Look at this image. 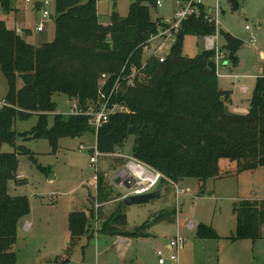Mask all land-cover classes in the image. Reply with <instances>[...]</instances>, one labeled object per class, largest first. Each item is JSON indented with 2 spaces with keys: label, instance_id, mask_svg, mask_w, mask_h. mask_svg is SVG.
I'll list each match as a JSON object with an SVG mask.
<instances>
[{
  "label": "trees",
  "instance_id": "trees-1",
  "mask_svg": "<svg viewBox=\"0 0 264 264\" xmlns=\"http://www.w3.org/2000/svg\"><path fill=\"white\" fill-rule=\"evenodd\" d=\"M156 1L134 0L127 17L114 12L109 26H103L99 22L98 0H54V39L38 46L0 20V69L8 85L4 98L8 106L0 108V264L17 263L19 224L31 212L26 197L11 196L8 190L11 180L22 182L17 176L18 154L1 149L6 143L15 145L16 121L37 114L38 124L23 136L47 140L55 149L62 138L95 133L88 117L82 116L56 114L49 126V116L57 110L53 97L62 94L87 107L98 101L103 74L109 76L106 90L110 92L125 66L141 63L144 46L164 25L161 19L151 18V8H158ZM229 1L237 10L238 2ZM0 3L4 14L13 12V0ZM217 34L216 26L207 23L203 16L184 21L167 60L160 63L150 59V78L124 89L122 97L114 100L124 103L129 111L111 116L99 129L97 150L103 155L116 154L129 137L135 136L132 157L161 173L165 178L162 185L177 184L185 178L202 182L225 178L229 174L221 173V159L236 162L239 173L264 167V76L256 79L252 109L247 115H237L228 107L230 93L219 87L216 50L203 51L193 58L184 55L186 37ZM30 35L27 31L26 37ZM219 36L224 40L222 49L229 54L227 62L238 67L237 54L243 41L222 29ZM21 153L28 151L21 148ZM96 192L92 201L106 202L117 195L101 173L97 174ZM123 205L122 201L103 223L102 234L145 236L140 231L148 229V224L133 232L125 230L127 216ZM234 212L238 221L236 239L262 236L264 200H243L236 203ZM89 222L85 212L70 214L71 245L88 232ZM198 236L210 239L216 233L201 225Z\"/></svg>",
  "mask_w": 264,
  "mask_h": 264
},
{
  "label": "rangeland",
  "instance_id": "rangeland-1",
  "mask_svg": "<svg viewBox=\"0 0 264 264\" xmlns=\"http://www.w3.org/2000/svg\"><path fill=\"white\" fill-rule=\"evenodd\" d=\"M19 1L13 0L14 10L9 14L12 16L10 28L15 24L13 17L17 13L16 8L21 6ZM175 1L163 0L160 8H151V18L169 22L177 8ZM233 1L239 4L237 10H234L229 0H219L218 23L220 29L243 41V47L237 54L239 66H225L220 60L217 62V73L219 76V73L226 72V76L231 77L223 79L227 83L223 85L231 86L232 83L245 87L256 80L252 77L264 76V0ZM133 2L98 0L100 24L109 26L114 12L122 18L127 17ZM204 3L206 7L218 8L215 0H204ZM0 20H3L2 14ZM22 21L18 18L21 24L18 27L21 30L19 34L29 43L38 46L54 39V20L45 23L46 31L39 34L34 31L40 22L38 13L29 12L28 22ZM24 26L32 30L33 34L26 37L28 29H21ZM253 35L257 37L254 45L250 43ZM223 44L224 40L218 36L216 48L219 51H224ZM203 51H206L205 37H186L185 56L193 58ZM224 53L228 59L229 54L226 51ZM234 76L240 77L239 80ZM21 86L19 81L18 87ZM7 90V81L0 69V102ZM237 97L244 103L246 110L238 109L237 115H247L251 108V94L238 92ZM53 100L57 110L49 116V126L53 124L54 115L69 114L73 104L72 100L62 94H56ZM38 122L37 114L27 120H17L14 125L17 132L15 145L6 143L1 148L4 153L18 154L17 176L22 182L11 180L8 185L9 194L26 197L31 207L29 216L19 224L15 245L16 264H160L156 252L162 253L165 264H264V227L258 239H236L238 221L234 212L236 203L243 200H264V167L239 173L236 162L221 159V173L229 174L225 178L209 179L206 182L185 178L177 184L167 182L163 185L165 189L160 199L132 206L123 203L127 232L136 231L143 224H148L149 228L140 231V234L146 233L145 236L118 240L116 236L102 234L101 230L103 223L121 205V195L125 194V190L118 187L119 193H115L117 195L112 200L99 201L102 206L98 210L95 209L96 200L92 201L91 198H96L95 179L98 173L105 176L108 186L113 185V172L120 166L125 167L128 162L120 155H132L136 137H129L123 148L118 150L119 156L116 153L99 157L96 169L91 163L92 155L97 150L96 133L91 131L81 138H62L55 149L47 140H33L23 136ZM21 148H25L28 153H21ZM178 190H185V193L178 194ZM74 211L85 212L90 222L88 232L77 244L71 245L69 217ZM201 225L213 228L216 237L199 238L198 229ZM178 235L186 243L180 251L178 262H172L169 260L171 252L167 246L169 240Z\"/></svg>",
  "mask_w": 264,
  "mask_h": 264
},
{
  "label": "built area",
  "instance_id": "built-area-1",
  "mask_svg": "<svg viewBox=\"0 0 264 264\" xmlns=\"http://www.w3.org/2000/svg\"><path fill=\"white\" fill-rule=\"evenodd\" d=\"M27 4L32 5L34 10L40 15V22L36 27V32H43L46 30L45 23L52 20L54 12V0H25ZM163 0H157L156 5L158 8L162 6ZM217 3V9L211 7H206L204 0H176V11L173 18L165 23L166 21L162 20L163 26H159V32L156 35H153L146 45L144 46V57L139 64H131L125 66L122 69L120 76L118 77L116 83L110 90L107 92L106 88L108 86L109 76L103 74L100 81L99 89V98L97 102H92L87 105V107H81L76 101L73 102L69 114L72 116H82L88 117L89 124L94 128L95 133L97 134L99 129L110 120V117L115 114L127 113L129 110L124 103L119 101L114 102L115 99H118L119 95L124 89H130L137 86L139 83L146 82L150 77L147 72V67L149 60L154 58L160 63H164L167 60V57L170 55L173 44L176 41V34L181 29V26L184 21L188 20L190 17L199 18L203 16L205 21L209 24L215 25L218 31L219 36V23H218V10H219V0H215ZM204 7V11H202ZM217 12H214V11ZM2 11L0 3V14ZM250 30L249 27L246 28ZM19 34L20 29L16 30ZM218 36L214 37H205V46L207 51L216 50V63L222 60V64L226 63L225 53L219 51V48H216ZM257 37L252 36L250 43L253 45L256 44ZM155 44V46H153ZM237 79L238 76H234ZM121 95V97H122ZM8 104L5 101L0 102V108L7 107ZM84 148L83 145L80 147ZM111 155V154H110ZM104 156L98 150L94 152L91 158L92 165L97 169V163L99 157ZM128 162L125 164L130 175H132L136 184L133 188L125 190V194L121 195V200L123 201L126 197L129 196H138L145 195L154 190H156L165 179L164 176L146 166L145 164L135 160L132 156L125 157ZM95 181L97 182V176ZM97 191V187H96ZM185 193V190L179 191L178 194ZM97 197V193H96ZM102 205L98 201H95V209L98 210ZM186 241L183 237L178 235L175 238L169 240L168 249L171 252L169 260L172 262H178L179 255L182 247L185 245ZM159 258L160 264H165L164 259L162 258L161 252L155 253Z\"/></svg>",
  "mask_w": 264,
  "mask_h": 264
},
{
  "label": "crops",
  "instance_id": "crops-1",
  "mask_svg": "<svg viewBox=\"0 0 264 264\" xmlns=\"http://www.w3.org/2000/svg\"><path fill=\"white\" fill-rule=\"evenodd\" d=\"M34 1H37V0H34ZM231 2V1H230ZM19 3L21 4V6H18L17 8H16V11H17V13H16V15L13 17V19L15 20V24H14V26H12V28H10L9 27V23H11L10 21H11V18H12V16L11 15H7V14H4L2 11H1V14H2V16H3V20L6 22V24H7V27L8 28H10V29H13V30H17L18 29V27H21L20 25L21 24H19L20 22H18V18L19 19H21V21H22V23H27L28 21H27V14L29 13V12H33V13H37L35 10H34V7H31L30 6V4H27L26 3V1L25 0H20L19 1ZM13 20V21H14ZM38 25V24H37ZM37 25L35 26V28H34V31L36 32V27H37ZM23 31H25L26 29H28L27 28V26H24V28L22 27L21 28ZM29 30L30 29H28V32H29ZM46 30H44L43 32H45ZM43 32H41V33H43ZM36 33H38L39 34V32H36ZM30 34L32 35L33 34V31L32 30H30ZM229 64L230 63H228V62H226V63H224L223 65H225V66H229ZM226 73V72H225ZM223 74V73H219V87L221 88V89H223L224 91H226V92H229L230 93V99H229V102H228V107L230 108V110L233 112V113H236L237 114V110L238 109H244L245 110V107H243V102L240 100V99H238V92H240V93H242V94H246V95H248V94H251V98H252V93H253V90H254V88H255V84H256V80H254V82H253V84H251V85H247V86H245V87H243V86H238V85H236V84H232L231 83V86H228V85H225V84H227V83H225L224 81H223V79H231V77H227L226 76V74ZM263 76V75H262ZM260 77V76H259ZM233 78H235V77H233ZM232 78V79H233ZM238 78H240V77H238ZM246 79H247V77H245ZM248 78H250V77H248ZM252 78H254V79H257L258 77L257 76H255V77H252ZM237 80H239V79H237ZM236 80V81H237ZM223 83H225L224 85H223ZM7 93V92H6ZM5 96H6V94L3 96V101H4V98H5ZM249 105H250V103H249ZM248 105V106H249ZM247 106V107H248ZM250 107H251V105H250ZM247 109V108H246ZM251 109V108H250ZM250 109H248V111H250ZM246 111V110H245ZM112 155H114V154H111V155H104V156H112ZM116 155V154H115ZM117 155L119 156V154H118V152H117ZM132 156V155H131ZM120 157H122V159L123 158H125V157H128V156H121L120 155ZM121 167L122 166H120V168H118L117 170H115L114 172H113V176L115 175V173H117L120 169H121ZM117 171V172H116ZM107 174V173H106ZM112 176V177H113ZM158 188H160L161 189V191L163 190V189H165V187L161 184ZM157 188V189H158ZM116 238H118V240H121L120 238H123L122 236H116ZM129 238V237H128Z\"/></svg>",
  "mask_w": 264,
  "mask_h": 264
},
{
  "label": "water",
  "instance_id": "water-1",
  "mask_svg": "<svg viewBox=\"0 0 264 264\" xmlns=\"http://www.w3.org/2000/svg\"><path fill=\"white\" fill-rule=\"evenodd\" d=\"M167 23V22H165ZM252 109V107H251ZM112 186L115 193L118 192V187H122L124 190L131 189L136 184L135 178L129 174L126 167H122L111 179ZM162 195V191L160 188L145 194L138 196H129L123 200V203L127 206H132L135 204H143L151 200L160 199Z\"/></svg>",
  "mask_w": 264,
  "mask_h": 264
}]
</instances>
